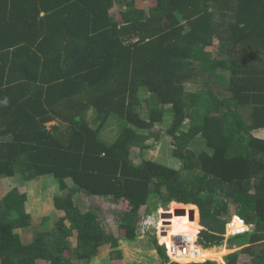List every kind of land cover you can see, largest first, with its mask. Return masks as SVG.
Instances as JSON below:
<instances>
[{"label": "trees", "instance_id": "1", "mask_svg": "<svg viewBox=\"0 0 264 264\" xmlns=\"http://www.w3.org/2000/svg\"><path fill=\"white\" fill-rule=\"evenodd\" d=\"M137 1L147 0H0V177L51 175L62 212L18 251L3 237L30 227L28 197L6 191L0 264L88 262L106 244L122 259L119 242L141 235L160 264H216L205 259L221 251L170 260L159 216L168 204L184 224L169 216L170 235L196 231L203 248L222 245L232 211L243 219L234 229L252 226L234 236L241 248L225 263L248 255L264 264V137L255 135L264 129V0ZM162 135L176 167L149 156ZM79 192L128 202L116 212L120 236L77 206ZM143 206L146 227L159 217L160 243L141 222Z\"/></svg>", "mask_w": 264, "mask_h": 264}, {"label": "rangeland", "instance_id": "2", "mask_svg": "<svg viewBox=\"0 0 264 264\" xmlns=\"http://www.w3.org/2000/svg\"><path fill=\"white\" fill-rule=\"evenodd\" d=\"M158 3V0H147V1H137L136 5L138 7H143L145 9L156 6ZM112 11H114L112 9ZM53 122H49L47 125L52 124ZM168 125V120L166 119L165 122L162 124H159L155 127V129H159L162 132L166 130ZM255 135L264 137V129L256 130ZM171 147L169 144L168 136L162 135L160 139L156 142L154 149L149 151V156H152L153 158L160 160L161 162H164L165 164H168L172 167H176L177 163L175 158H173L170 154ZM131 156H134V151H132ZM17 186L20 191H24L27 194V201H26V209L27 212L31 215V223L30 227L27 230H19L16 229L15 233L10 237H3V244L5 246H13L18 251H25L26 248L24 247V243L26 241H29L34 233L41 232L45 229H48V223L50 221H56L59 216L62 215V212L55 209L53 206V196L60 193L58 191V187L56 184V180L51 175H45L41 176L35 180L26 182L25 184L17 182L14 180V178L10 177H0V198L3 196V194L11 189L12 187ZM75 203L81 210H86L89 207L94 208L98 214L100 221L105 228V230L109 233H112L114 236H120L122 234V226H120L117 223L116 218V212L117 211H124L128 208V202L126 200H122L118 203H111L108 200L100 199L97 197H91L87 196L86 194L79 192L75 196ZM170 205H166L162 207V212L160 213V218L162 219V225L160 227V233L162 236H165L167 234V242L168 237L170 235V223L169 222V216L171 219V225L172 227H176L178 230H180V227L183 226V223L174 224L172 221V212L169 211ZM176 209H181V207H177L174 209L176 212ZM185 210V209H184ZM197 213L198 209L196 208ZM147 212V208L145 206L141 207L139 209V215L142 216V224L145 228V222H144V216ZM173 212V213H175ZM233 212L230 211V217L228 219V223L225 225V231L223 233V243L219 247H211V248H203L202 246H199L201 251L205 250H214L215 252L222 253L220 260H217V258H206L205 260H212L215 261L216 264H226L224 257L241 248L237 243L233 240L234 236L232 235V216ZM176 215V214H175ZM178 216H181L177 214ZM182 218L185 216L184 214L181 216ZM46 218V219H45ZM45 219V220H44ZM177 219V217H176ZM186 221V220H185ZM166 222V223H165ZM198 222H199V214H198ZM165 223V224H164ZM189 228H191L189 226ZM150 231H154L156 235V239L158 243L159 240V231L158 229V222H156L155 229L148 228ZM201 230V229H200ZM181 231V230H180ZM188 233V232H187ZM190 233V232H189ZM195 235V234H194ZM197 239V238H196ZM235 239V238H234ZM72 245H75L74 237L71 238ZM119 249L122 250L123 258L117 259L116 257L111 256V248L108 244L101 246L98 250V253L96 256H94L90 261L85 262L81 259H71L72 264H160L161 260L158 257V254L156 253L155 249H153L150 246V243L148 242V239L145 235H141L137 238L134 242H127L121 240L119 242ZM66 256H70V252L67 250L65 252ZM181 258H179L180 260ZM188 259V258H186ZM251 257L248 255H241L238 258L237 264H249ZM182 262H190V260H183ZM202 260V261H205ZM198 262H201V260H197ZM196 262V261H195ZM38 264H47L44 262H40Z\"/></svg>", "mask_w": 264, "mask_h": 264}, {"label": "built area", "instance_id": "3", "mask_svg": "<svg viewBox=\"0 0 264 264\" xmlns=\"http://www.w3.org/2000/svg\"><path fill=\"white\" fill-rule=\"evenodd\" d=\"M237 217H233L230 224L233 223ZM248 227L245 229L237 228L232 229V235L240 234L247 230ZM166 247V253L171 261L182 262L181 259H186L191 256L196 257L198 255L199 246V239H193L191 235L185 233H173L170 235L168 242H164ZM179 258H181L179 260ZM190 261H197L196 259H192Z\"/></svg>", "mask_w": 264, "mask_h": 264}, {"label": "clouds", "instance_id": "4", "mask_svg": "<svg viewBox=\"0 0 264 264\" xmlns=\"http://www.w3.org/2000/svg\"><path fill=\"white\" fill-rule=\"evenodd\" d=\"M8 103V100H7V98H4L2 101H0V104H4V105H6ZM182 205H185V204H182ZM186 205H189V204H186ZM192 205V204H191ZM196 206V205H195ZM197 207V206H196ZM198 209V208H197ZM184 213H185V210H184ZM183 213V214H184ZM176 214H179V215H183V214H180V213H176ZM233 217H237L239 220H243V219H241L238 215H236V214H233V216H232V218ZM199 223V222H198ZM228 223V222H227ZM226 223V224H227ZM246 224H245V226L246 227H248L247 228V230L246 231H248L250 228H251V224L250 223H247V222H245ZM199 225L201 226V224L199 223ZM203 229V227L201 226V230ZM201 230H200V232H201ZM246 231H244V232H246ZM244 232H242V233H244ZM241 234V233H240ZM236 235H238V234H236ZM236 235H233V236H236ZM160 243V242H159ZM162 244V243H161ZM164 244V243H163ZM190 262H193V261H190ZM197 262V261H196ZM180 263H184V262H180ZM186 263H188V262H186Z\"/></svg>", "mask_w": 264, "mask_h": 264}, {"label": "water", "instance_id": "5", "mask_svg": "<svg viewBox=\"0 0 264 264\" xmlns=\"http://www.w3.org/2000/svg\"><path fill=\"white\" fill-rule=\"evenodd\" d=\"M189 205H191V204H189ZM193 206H195V205H193ZM195 208H197V207L195 206ZM175 213L183 214L184 213V209L183 208L177 209Z\"/></svg>", "mask_w": 264, "mask_h": 264}, {"label": "bare ground", "instance_id": "6", "mask_svg": "<svg viewBox=\"0 0 264 264\" xmlns=\"http://www.w3.org/2000/svg\"><path fill=\"white\" fill-rule=\"evenodd\" d=\"M159 221V217H158V219H157V221L156 222H158ZM191 231H195V230H193L192 228H189ZM189 235V234H188ZM197 238V233H196V231H195V238L194 239H196ZM168 240H169V237H168Z\"/></svg>", "mask_w": 264, "mask_h": 264}, {"label": "crops", "instance_id": "7", "mask_svg": "<svg viewBox=\"0 0 264 264\" xmlns=\"http://www.w3.org/2000/svg\"><path fill=\"white\" fill-rule=\"evenodd\" d=\"M242 224V223H241ZM245 226V225H244ZM241 247V246H240ZM244 256V255H243Z\"/></svg>", "mask_w": 264, "mask_h": 264}]
</instances>
